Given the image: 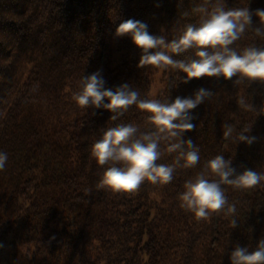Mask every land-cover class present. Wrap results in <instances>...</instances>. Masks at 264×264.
Instances as JSON below:
<instances>
[{
    "label": "trees",
    "instance_id": "16d2710c",
    "mask_svg": "<svg viewBox=\"0 0 264 264\" xmlns=\"http://www.w3.org/2000/svg\"><path fill=\"white\" fill-rule=\"evenodd\" d=\"M220 2L253 12L252 27L234 42L237 50L264 46V36L253 30L262 23L254 10L264 8V0ZM215 3L0 0V150L8 153L0 169V264H232L237 245L258 246L264 238V181L247 189L223 185L236 205L231 215L197 218L181 206L179 193L217 154L231 159L237 172H264V82L236 76L185 81L186 73L171 65H139L143 49L130 34L116 33L122 20L135 18L154 35L178 38L188 23L200 22L199 5L211 10ZM195 51L173 55L190 59ZM97 69L106 88L128 83L145 99L172 102L200 87L211 89L190 110L195 127L183 134L198 145V163L183 167L180 157L167 184L145 181L131 192L100 186L109 165H99L91 148L103 130L132 122L147 131L151 122L135 104L115 121L110 110L78 105L73 92L83 75ZM245 127L255 137L251 144L238 140ZM166 144L161 142L158 163L178 157L179 150L168 152Z\"/></svg>",
    "mask_w": 264,
    "mask_h": 264
},
{
    "label": "clouds",
    "instance_id": "9594fccd",
    "mask_svg": "<svg viewBox=\"0 0 264 264\" xmlns=\"http://www.w3.org/2000/svg\"><path fill=\"white\" fill-rule=\"evenodd\" d=\"M198 10L203 14L200 22L188 23L182 34L171 40L164 35L150 33L147 23L135 18L122 20L116 33L130 34L134 43L143 49L139 65H171L186 73L183 77L185 81L200 77L230 79L236 76V81L264 82V46L250 45L241 51L234 46L245 30L252 27L253 12L249 7L229 8L216 0L211 10L207 4L199 5ZM254 14L262 23L253 30L257 35L264 36V8L255 9ZM189 48L196 50L195 58L177 59L173 55ZM212 94L211 89L200 87L193 95L177 96L172 102L145 99L128 83L115 89L106 88L99 69L83 75L79 90L72 94L78 105L110 110L112 115L109 120L115 121L135 104L148 114L147 120L151 122V129L147 131H141L140 126L132 122L117 123L103 130L102 137L91 148V155L99 165H109L104 168L99 185L113 192H131L145 181L153 184L170 182L176 166L180 164V157L183 158V167L196 165L200 159L199 147L191 138L183 139V134L195 127L190 110ZM240 103L245 104L244 98L240 99ZM228 130L231 131V126ZM249 131L246 127L239 130V142L251 144L255 140L254 136L246 135ZM162 141L167 142L168 152L179 150L174 163H158L162 155ZM7 160L8 153L0 150V169L5 167ZM262 181L264 172L251 168L237 172L231 159L217 154L206 162L204 171L184 182V190L179 193L181 206L197 218H207L214 212L231 215L235 213L236 205L229 202L223 185L247 189ZM237 221L233 216L230 222L235 227ZM230 258L232 264H264V238L253 250L237 245Z\"/></svg>",
    "mask_w": 264,
    "mask_h": 264
}]
</instances>
